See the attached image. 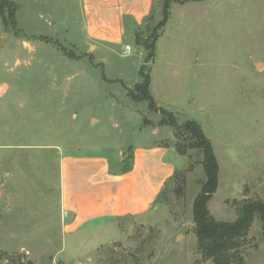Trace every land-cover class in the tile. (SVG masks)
<instances>
[{"label": "rangeland", "instance_id": "1", "mask_svg": "<svg viewBox=\"0 0 264 264\" xmlns=\"http://www.w3.org/2000/svg\"><path fill=\"white\" fill-rule=\"evenodd\" d=\"M10 1L14 20L0 15V264H214L193 220L202 152L136 88L149 74L157 107L201 125L219 164L209 210L235 220L245 201L264 200V0H152L139 45L135 29L123 45L91 43L82 0ZM155 145L168 156L149 154ZM139 146L152 178L176 166L152 207L67 230L64 158L131 169ZM74 168L81 189L89 170ZM238 251L264 264L257 215Z\"/></svg>", "mask_w": 264, "mask_h": 264}, {"label": "crops", "instance_id": "2", "mask_svg": "<svg viewBox=\"0 0 264 264\" xmlns=\"http://www.w3.org/2000/svg\"><path fill=\"white\" fill-rule=\"evenodd\" d=\"M82 1L86 6L85 29L89 41L94 44L123 45L127 30L137 31L143 26L152 8V0ZM149 150L151 155L162 154L166 158L169 148L155 145ZM170 150L176 151L173 147ZM148 152L147 147L136 148L132 154V168L127 171L122 168L110 171L105 157L66 156L63 173L67 178L63 177L61 186L62 210L68 216L66 229L75 230L100 218L118 220L147 212L176 168L171 163L165 164L161 174L152 178L147 174ZM78 163L89 170L85 174L86 186L81 189L76 188L73 175L74 165Z\"/></svg>", "mask_w": 264, "mask_h": 264}, {"label": "trees", "instance_id": "3", "mask_svg": "<svg viewBox=\"0 0 264 264\" xmlns=\"http://www.w3.org/2000/svg\"><path fill=\"white\" fill-rule=\"evenodd\" d=\"M10 0H0V15L4 19L14 20L15 9ZM168 5L165 1L164 20L159 23L163 26L168 18ZM14 22V21H13ZM148 47L151 53L147 59L151 60L154 56V42ZM151 78L149 74L144 75V80L137 86V91L141 92V98L150 103V108L160 111L165 115L162 120L175 129L178 138L182 134L191 148H198L203 155L202 164L205 170V180L202 183L200 192L197 194L193 205V220L195 223V233L201 245L202 252L206 258L212 259L214 264H246L244 255L238 251L239 243L250 230L255 215H257L264 228V200L249 199L241 204L237 209V216L233 221L217 220L210 212L208 203L214 192L218 188L219 164L214 153L210 140L206 137L201 125L193 120H187L180 124L177 117L168 110L157 107L153 96L150 93ZM181 155H185L187 149L178 147ZM133 156H129L131 161ZM128 168L122 169L127 171Z\"/></svg>", "mask_w": 264, "mask_h": 264}, {"label": "water", "instance_id": "4", "mask_svg": "<svg viewBox=\"0 0 264 264\" xmlns=\"http://www.w3.org/2000/svg\"><path fill=\"white\" fill-rule=\"evenodd\" d=\"M135 42H136V44H140V38H139V33H138V31H135Z\"/></svg>", "mask_w": 264, "mask_h": 264}, {"label": "built area", "instance_id": "5", "mask_svg": "<svg viewBox=\"0 0 264 264\" xmlns=\"http://www.w3.org/2000/svg\"><path fill=\"white\" fill-rule=\"evenodd\" d=\"M126 50H127V52L130 51V46L129 45L126 46Z\"/></svg>", "mask_w": 264, "mask_h": 264}, {"label": "bare ground", "instance_id": "6", "mask_svg": "<svg viewBox=\"0 0 264 264\" xmlns=\"http://www.w3.org/2000/svg\"><path fill=\"white\" fill-rule=\"evenodd\" d=\"M5 88V87H4Z\"/></svg>", "mask_w": 264, "mask_h": 264}]
</instances>
